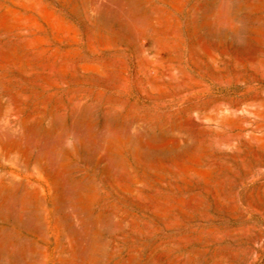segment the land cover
Returning <instances> with one entry per match:
<instances>
[{
	"label": "rangeland",
	"instance_id": "374dc122",
	"mask_svg": "<svg viewBox=\"0 0 264 264\" xmlns=\"http://www.w3.org/2000/svg\"><path fill=\"white\" fill-rule=\"evenodd\" d=\"M0 264H264V0H0Z\"/></svg>",
	"mask_w": 264,
	"mask_h": 264
}]
</instances>
